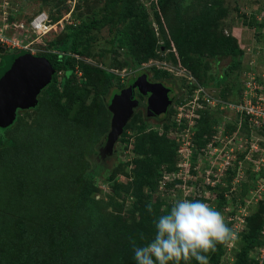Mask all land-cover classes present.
I'll return each mask as SVG.
<instances>
[{
  "label": "rangeland",
  "instance_id": "374dc122",
  "mask_svg": "<svg viewBox=\"0 0 264 264\" xmlns=\"http://www.w3.org/2000/svg\"><path fill=\"white\" fill-rule=\"evenodd\" d=\"M38 13L50 26L39 39L26 31ZM92 20L100 24L85 31ZM79 28L87 56L68 51ZM125 29L141 59L130 71ZM0 31L32 56L70 57L71 69L1 133L0 264H136L130 241L150 239L151 218L183 197L215 207L236 233L209 264H237L247 238L246 264H264V128L233 108L264 89V0H0ZM140 72L170 87L173 102L152 118L140 101L107 152L110 94ZM61 232L70 262L52 254Z\"/></svg>",
  "mask_w": 264,
  "mask_h": 264
},
{
  "label": "clouds",
  "instance_id": "9594fccd",
  "mask_svg": "<svg viewBox=\"0 0 264 264\" xmlns=\"http://www.w3.org/2000/svg\"><path fill=\"white\" fill-rule=\"evenodd\" d=\"M148 211L153 212L151 206ZM153 226L150 239L140 234L141 244L137 245L136 239L130 241L136 264H190L193 260L197 264H209L208 254L217 245L237 239L220 211L195 198L175 200L154 216Z\"/></svg>",
  "mask_w": 264,
  "mask_h": 264
},
{
  "label": "water",
  "instance_id": "95a60500",
  "mask_svg": "<svg viewBox=\"0 0 264 264\" xmlns=\"http://www.w3.org/2000/svg\"><path fill=\"white\" fill-rule=\"evenodd\" d=\"M53 74V68L43 57L21 52L9 58L0 74V128H5L13 122L16 109L35 105L36 95L50 82ZM134 88L140 96L146 98L145 114L148 117L165 114L172 100L167 97V88L160 82H148L145 74L137 75L126 88L114 93L107 104L111 112L110 130L102 148L107 152H111L125 123L131 117L132 110L138 106L139 102L132 98Z\"/></svg>",
  "mask_w": 264,
  "mask_h": 264
},
{
  "label": "trees",
  "instance_id": "16d2710c",
  "mask_svg": "<svg viewBox=\"0 0 264 264\" xmlns=\"http://www.w3.org/2000/svg\"><path fill=\"white\" fill-rule=\"evenodd\" d=\"M116 1H118V2L120 1L121 4H124V2H125V0H116ZM157 2H158V0H157ZM132 11H135V8H133ZM98 24H100V22L92 20L88 24H85L83 27H84L85 31H89L90 29H92L93 27H95ZM83 27H82V29H83ZM82 29L81 28H79L78 30L72 29L69 32V33H71V43H70V46L68 47V51L72 55H80V56H87L88 55L89 44H85L83 42H89L91 40V38L88 39V37H86L85 34H80L79 31ZM128 31H129L128 29H125L123 31V38L124 39H119L118 42H119L120 47L124 48V55H125L124 67H125V69H128L130 71V70L136 69L138 66L141 65V59H139L138 56H136L134 54V51H133L134 46L130 42H127L128 41L127 38H129L128 37V35H129ZM40 42H42V41L40 40ZM220 49H221V51L224 50V51H222V53H224V54H226V52L228 51L227 48H220ZM18 53H21V52H15L14 54L4 52V53L0 54V74L3 71V69L6 67V65L9 61V58L12 55H15ZM37 56L45 58L48 61V63L51 65V67L53 68L54 74L50 80H52L55 77V74H57V72L60 69H63V75L65 78L70 75V73H71V69L69 67L70 57L64 56V54H59V53H50V54L38 53ZM99 72L108 81V83H110L111 74L109 72H106L103 70H99ZM59 83H60V86H63V84H64V82L62 80H60ZM122 86H123V84H120L118 86L119 89ZM4 130H5V128H0V145H2V143H4L3 142L4 139H3L2 134H1ZM153 141H154V144H157L159 146V149H162L164 152V150H165L164 148L166 147L164 137L163 136L156 137ZM97 168H100V167L98 166ZM153 219L154 218H151L150 221H153ZM61 233L62 234L56 240H54L52 243V254L59 261L70 262L73 259V257H72V253H71L72 250H70L69 239H68V236L66 235V233H64V232H61ZM253 244H254V239L247 238L245 246L238 253L237 264H246V259H247L246 258V251L248 249H250ZM219 253H220V251L218 250L216 252L215 262L218 260ZM58 257H61V258L58 259ZM20 264H22V262ZM195 264H197V262Z\"/></svg>",
  "mask_w": 264,
  "mask_h": 264
},
{
  "label": "built area",
  "instance_id": "2783aa9c",
  "mask_svg": "<svg viewBox=\"0 0 264 264\" xmlns=\"http://www.w3.org/2000/svg\"><path fill=\"white\" fill-rule=\"evenodd\" d=\"M24 26L20 24L18 25V29L22 30L24 29ZM26 26V31H30L31 34H35L38 39L41 37L40 35L46 34V32L50 29L44 13H38L33 16ZM8 39L9 37L0 31V46L6 52L11 54H14L15 52H26L25 49H27L29 44L28 46H22V44L16 42L15 40L9 41ZM30 55L33 54L30 53ZM224 105H226V103H224ZM228 106H230V104H228ZM233 108L236 111L239 122L243 121L248 126L254 128H264V89L259 94L244 93L240 101L233 106Z\"/></svg>",
  "mask_w": 264,
  "mask_h": 264
},
{
  "label": "flooded vegetation",
  "instance_id": "af4514ba",
  "mask_svg": "<svg viewBox=\"0 0 264 264\" xmlns=\"http://www.w3.org/2000/svg\"><path fill=\"white\" fill-rule=\"evenodd\" d=\"M140 74H145V73H142V72H140V73H137L136 74V76L137 75H140ZM145 76H146V80L148 81V82H159V80L157 79V80H153V79H151L150 77H149V75H147V74H145ZM131 80H133V78L132 79H128L127 80V82H126V84L123 86V87H121L120 89H118L117 90V92L119 91V90H121V89H123V88H126L127 86H128V83L131 81ZM160 83L165 87V88H167L168 89V92H167V97L170 99H172L171 100V102H170V104L167 106V109H166V112L168 111V109H169V107L171 106V104H172V102H173V95H174V93H173V90L170 88V87H168V86H166V85H164V83L163 82H161L160 81ZM114 93L112 92L111 94H110V96H112ZM132 98L133 99H136L138 102H140V101H143V103H144V111H145V103H146V98L144 97V96H140L138 93H137V90L134 88L133 89V91H132ZM137 108V107H136ZM146 113V112H145ZM165 115H166V113L165 114H158L157 116H155L154 118H156V117H158V118H164L165 117ZM153 118V117H152Z\"/></svg>",
  "mask_w": 264,
  "mask_h": 264
}]
</instances>
